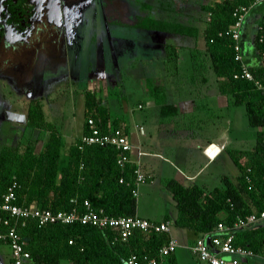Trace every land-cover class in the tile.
I'll return each mask as SVG.
<instances>
[{"label":"trees","instance_id":"obj_1","mask_svg":"<svg viewBox=\"0 0 264 264\" xmlns=\"http://www.w3.org/2000/svg\"><path fill=\"white\" fill-rule=\"evenodd\" d=\"M255 1L217 0L214 4L200 5L201 11L207 15L202 30L195 24L180 20L191 0H159L155 5L143 3L141 8L148 14L139 17L135 26L196 41L203 39V49L196 47L191 50L194 78L206 76L210 70L219 84L220 93L228 96L230 106L244 107L250 127L257 130L250 152L227 150L239 171L236 183L229 176H224L223 187L206 191L197 185L185 186L175 179L166 180L177 214L174 218L166 216L164 221L194 232L198 239L206 241L205 238L209 237L206 241L209 245L213 237L233 235L234 246L264 256V222L243 230L216 231L220 223L231 227L238 218L264 211V42H260L264 15L252 41L254 62L246 57L242 38L240 40L244 63L254 80L234 77L242 74L243 66L236 59L238 42L230 32L237 21L234 11ZM167 49L177 50L174 46ZM153 94L162 117L177 115V107L165 103L160 88L154 87ZM80 95L83 97L84 132L81 138L68 146L59 127L47 119L43 100L29 104L24 126L31 131L27 133L26 143L0 148V204L8 187L16 183L19 205L54 212L77 210L82 214L84 203L88 201L94 210H102L108 216H137L135 161L120 165V152L115 147L82 143L83 136L89 134L91 120L103 131L110 126L121 128L126 133L127 129L112 117L105 99L96 91L85 89ZM0 216L7 218L2 211ZM11 225L16 226V232L30 253L27 264H62L64 261L72 264H128L133 255L139 260L144 257L160 260V250L170 239L167 233L136 230L123 241L112 228L78 221L46 226L28 221L22 226L20 222L11 220ZM7 228L0 223V232ZM220 256L226 260L231 258L227 254ZM164 264H178L175 253L166 257ZM240 264H264V259L248 257Z\"/></svg>","mask_w":264,"mask_h":264},{"label":"crops","instance_id":"obj_2","mask_svg":"<svg viewBox=\"0 0 264 264\" xmlns=\"http://www.w3.org/2000/svg\"><path fill=\"white\" fill-rule=\"evenodd\" d=\"M263 15L264 4L257 6L246 16L242 28L243 44L254 40L257 26ZM136 22L137 20H117L113 22L111 25L113 29L110 30L112 33H110L111 39H107L109 45L106 47L111 52V55L119 59L122 58L121 56L126 50L125 57L130 56L127 61V73L122 72V70L113 69L109 80H107L102 70L103 66H101L99 69L96 67L89 69L90 73L94 75L91 79L85 71L86 77L84 78L81 76L84 63V61L81 62V53H76V58H73L71 54L68 55L67 72L73 74L72 79L76 80V82L80 78H83L84 81L90 80L94 85V88L90 90L96 91L98 96L101 95L103 99L107 100V105L110 103L109 99L111 95L110 93H105L104 86L106 83L107 85L110 83V87L115 84L118 88H122L125 92L124 97L126 100L121 105L122 113L120 115L124 113H132L134 115L135 107L143 111L142 125L139 127L140 138L135 134H132L135 137L129 134L130 130H128L124 120L120 121V125L122 128L127 129L130 139H136L134 141L131 140L134 147L132 159L138 160V152L143 153V156L140 157L141 168L148 176V180L139 186V188L141 187L140 193L142 191L143 193L153 192L154 185L161 183L160 186L164 190L161 192L163 199L160 202H167L171 205L169 208H160V213L158 214L160 220L158 221L150 220L149 215L144 214L138 208L137 216L151 222H160L166 216L174 218L177 214L172 193L166 188V180L175 179L185 186L197 185L206 191L223 187V177L229 176L228 173L225 171H213L209 168L224 153H228V111L230 102L228 96L220 93L219 84L210 70L209 73L212 76L206 75L194 78L192 67L193 51L191 50L197 47L196 40L178 36L174 40L169 41L168 37L164 36V34L168 33L140 29L135 26ZM93 37L95 35H91L89 39L92 38L95 44L99 43L96 37L95 40ZM158 38L161 40L166 39V46H163V44L159 45L157 43ZM191 39L195 42H191ZM183 41L186 42L182 44ZM89 42V44H94L92 41ZM100 44H103V42ZM74 45L76 47L79 46L76 42ZM168 46H174L177 50L174 52L169 51L167 49ZM123 47H125L124 50ZM165 48L167 50H164ZM246 49L247 45H245ZM78 51H80L79 48ZM245 55L247 58H250L251 63L255 61L253 50L247 49ZM73 63L78 66L81 65V67L77 66L73 69V67H70ZM72 83L74 84L75 82ZM154 87L161 89L166 104H172L177 107V115L170 117L161 116L160 105L155 102L153 94ZM79 98L82 100L81 120L79 121L75 116L73 117L74 120L76 119L75 122H72L70 119L72 123L70 128H72L73 133L76 131V135L68 136L61 129L64 138L69 139L70 143L68 145L73 143L77 138H81L84 132V119L82 117L83 97L80 96ZM47 107L48 103H44L46 116ZM112 112L113 109L111 111L112 116L120 120L116 116L119 114ZM21 113L25 114L24 111ZM13 128L14 130L11 129V131H19V129H16L17 127ZM12 133L10 132L9 135L12 136ZM185 138L191 139L189 147H184L180 141ZM213 146L217 148L215 156L209 153V150ZM251 150L242 149V151L247 152ZM232 163L234 164L233 161ZM236 172V175L233 177L229 176L234 183H236L239 174L238 169ZM156 178L159 182L155 184ZM184 230V237L190 239V244H186L184 247L191 251V246L198 239V236L192 231ZM171 237L174 238L172 232ZM205 239L208 241L209 237ZM175 240L177 241V239ZM9 256H11L10 253ZM195 259L197 264H202L197 257ZM230 259L228 258V261ZM8 260L10 264L11 257ZM6 262V257L0 249V264H6ZM66 263L72 264L69 261L62 262V264Z\"/></svg>","mask_w":264,"mask_h":264},{"label":"flooded vegetation","instance_id":"obj_3","mask_svg":"<svg viewBox=\"0 0 264 264\" xmlns=\"http://www.w3.org/2000/svg\"><path fill=\"white\" fill-rule=\"evenodd\" d=\"M114 2L115 0H0V128L3 122L8 121L7 112L23 114L20 110L12 109L10 101L19 102L22 93L30 92L35 86L47 87L51 78L46 80L44 76L53 70L58 73L59 67L67 69L69 54L76 58V53H81V62L87 61L90 65L95 63L93 68L103 66L102 70L109 80L114 66L109 64L111 58L108 60L107 48L112 23L120 18L129 21L143 16L141 14L133 19L130 13L127 16L131 19L125 18L127 16L122 11L124 8L126 13L127 10L130 11L127 5L131 7V3L126 5L122 2L120 13L118 11L117 15L114 14L117 16L116 20L103 18L102 22L95 23L88 15V11L94 10L98 16L99 8L101 11L106 9L108 16L113 15V11L117 10L112 6ZM82 27L85 28L82 30ZM91 35L97 36L98 42L102 40L100 43L105 41L107 47L100 51L92 46L87 51L86 42H89ZM75 42L78 47L74 45ZM125 52L126 50L124 54ZM20 87H26L27 91H21ZM5 89H9L8 94ZM13 96L16 100L9 99ZM32 100L30 98L28 101L25 116ZM4 256L6 264H9L11 256L8 253Z\"/></svg>","mask_w":264,"mask_h":264},{"label":"rangeland","instance_id":"obj_4","mask_svg":"<svg viewBox=\"0 0 264 264\" xmlns=\"http://www.w3.org/2000/svg\"><path fill=\"white\" fill-rule=\"evenodd\" d=\"M216 1L217 0H191V4L188 6H185L186 7L184 9L185 16L183 15L184 17L180 19L181 22H184L187 24L188 23L195 24L199 26L200 29L202 30L204 27V23L207 20V15L201 11L200 5L214 4ZM121 2L125 3L126 5L131 3V7L127 5L128 8H130L131 12L127 10L128 12L126 13V10L124 8L123 9L124 11H122V13L125 14L126 16L131 13V17L134 19L135 17L137 18V16H141V14L142 15L148 14L147 10H143L141 8V5L143 3L146 2V4L155 5V4H158L159 0H118V2L115 0L112 6L116 7L117 10L113 11V15L108 16L105 13L106 9L101 11L100 8L98 9V16H97V13L94 12V10L88 11V15L91 16V18L93 19V21H95V23L102 22L103 20H107V19L116 20L115 17L117 16L115 15L118 14V11L120 13L119 9L121 8L120 6ZM125 18H129V17L127 16ZM84 28L82 27V30ZM100 29H96V30H100ZM164 36L166 38L168 37L169 41L174 40L176 37H178L177 35H168V34H164ZM93 38L95 40V37ZM96 40H97V36H96ZM89 41H92V43H94L92 38L89 39ZM100 41L99 43H96V44L95 43L89 44L90 42L87 43L85 41L87 44L86 45L87 51H90L92 46H93V49H96V50H98V48L100 51L101 49H104L106 46L105 41L103 44H100ZM157 41L159 45L163 44V46L164 45L166 46V39L161 40L158 38ZM186 41H183L182 44L185 43ZM190 41L193 43L195 42L192 39ZM196 43L199 49L204 48L203 39L201 38L198 39ZM245 45H247V49H249L250 51L253 49L252 41H248L244 43L243 50L244 52L245 51L247 52V49L245 50ZM164 50H167V49L165 48ZM108 56H109L108 60L109 58H111V61H109V64L110 65L114 64V66H112L114 70L116 69L122 70V72L127 73L126 72L127 61L130 56L125 57V55H123L122 58L117 59L114 55H111V52H109ZM106 64H108V61ZM92 65H95V63ZM92 65H90L89 62L84 61L82 74H81L82 77L84 78L86 77L85 71L87 72V76L90 77V79L92 78V76H94L93 74L90 73V70H89V69H93ZM77 66L78 65H75L73 63L72 66L70 67H73V69H75V67ZM78 67H81V65ZM58 70H59L58 73L56 70H53L51 72H48L44 76L46 80L51 78L48 81L47 87L40 88L39 86H35L33 87L31 91L29 90L30 92L25 90L26 87H20L19 89H21V91H27L26 94L22 93V95L20 96L21 99L19 102L10 101L9 105L12 109L14 110L17 109L23 112L25 111V108L27 107V104H28V101H30V98L33 99L32 101H34V99L35 100L41 99L43 100V103H48V107L46 108L47 119L50 120L52 123L56 124L59 127L60 131L63 130L65 134H68V136H74L76 135L75 134L76 131H74V133L72 132L73 130L72 128H70V125H72V123L70 122V119L72 122L73 121L75 122L76 119L74 120L73 118L75 116V118L79 119V121L81 120L82 100L79 98L81 96L80 93L86 88L93 89L94 85L90 80L84 81L83 78H80V80L76 82V80L72 79L73 74H69V72H67V69L63 70L62 68L59 67ZM92 71L94 72V70ZM208 76L210 77L212 76V74L210 75V73L208 72ZM72 82H75V83L73 84ZM35 88H38L37 91L35 90ZM104 88H105V93H108V94L110 93L111 95L109 99L110 103L108 104L110 111H112L113 109L112 113L119 114L116 116L120 118L119 121L124 120L125 124L127 125L128 130H130L129 134L131 136L132 134H135L140 138L141 135L139 133V129H140L139 127H141L142 125L143 111L135 107L134 115L132 113H124L120 115L122 113L121 105L126 100L124 97L125 92L123 91L122 88L120 87L118 88L117 86H115V84L114 86L110 87V83L108 85L106 83ZM4 91L6 94L9 93V89H5ZM14 98L15 96L10 97L9 99L14 100ZM105 101L107 103V100ZM228 120H229L228 122L229 149L242 150L245 148L246 150H251L253 148V145L256 139L257 130L253 127H250L247 116H246L245 108L229 106ZM13 127H17L16 129L17 130L19 129V131L18 132L11 131V129L14 130ZM29 131L31 130L29 128H26L24 124H19V123L10 122V121L3 122L0 128V148H2L3 146L11 147V146H17L19 143H23V144L26 143L27 141L26 138L28 136L27 133ZM10 132L11 133L13 132L12 136L9 135ZM8 136L10 137L8 138ZM132 137H135V136H132ZM65 140H66V146H67L70 142L68 138H66ZM131 140L134 141L136 139L133 138ZM180 141L182 142V145L184 147H189L191 145V139L189 138L181 139ZM228 162H230L229 165H227ZM209 169L213 171H225L228 173L230 177H233L237 173L236 172L237 168L232 163L230 155L227 152L224 153L216 161V163H214ZM158 182L159 180L156 178L155 184ZM160 184L161 183L154 185L155 186L154 191L150 193H143V191L140 193L141 187L139 188V191H138L137 208L138 210L142 211L144 214H148L150 220L152 221L160 220L159 218L160 216H158V214L160 213L161 207H167V208L171 207V205L168 204L167 202H163V201L160 202V200L163 199V195L161 194V192L164 190L163 188H161ZM144 217H147V216H144ZM171 229H172L171 231H172L173 237L177 239L179 243V248L177 249V252H176L178 264H197V261L195 259L196 257L192 254V252L188 248L184 247V245L190 244V239L188 237H184L183 232L185 230L175 225H172ZM0 249L3 251L4 254L10 253L11 255V251L8 245L0 243Z\"/></svg>","mask_w":264,"mask_h":264},{"label":"built area","instance_id":"obj_5","mask_svg":"<svg viewBox=\"0 0 264 264\" xmlns=\"http://www.w3.org/2000/svg\"><path fill=\"white\" fill-rule=\"evenodd\" d=\"M263 2L264 0H256L250 6L237 8L233 13V16L237 19V21L231 27L230 32L233 35V38L238 42L236 45V51L238 52L236 59L241 61L243 66L242 74H236L234 76L236 79L246 78L248 80H254L252 73L248 70V67L244 63L240 40L242 38V28L246 16ZM260 31V42H264V27H261ZM257 85L260 86L259 83ZM82 143L85 145L115 147L120 152L118 158V163L120 165H124L125 163L133 160V144L128 134L121 128H113L110 126L108 130L103 131L97 128L91 120L89 121V134L83 136ZM138 156V160H134L136 164L135 196L138 195L139 186L146 183L148 180V176L141 168L140 157L143 156V153L138 152ZM16 188V183L10 185L7 192L3 196L2 203L0 204V211L7 214V218L0 216V223L8 227L4 232H0V243L9 246L12 264H27L31 256L25 249L22 237L16 232V226L11 225V220H15L16 223L20 222L22 226H25L28 221H35L39 226H46L48 224L55 223L72 224L78 221L82 224L112 228L118 232L119 238L123 241H126L136 230L145 232L152 230L156 233H167L170 235L169 241L160 250V260L155 258L149 259L148 257H144L143 260H139L137 256L133 255L128 261V264H164L166 257L174 254L179 248L177 241L171 237V221L163 220L156 223L138 216L129 218L122 216H108L104 214L102 210L99 212L94 210L88 201H85L84 203L85 211L82 214L78 213L77 210L70 212H54L52 210L41 209L39 207L19 205L17 203ZM262 222H264V211L253 213L247 218H238L231 225V227L226 226L224 223H220L216 227V231L224 233L228 230H243ZM233 241V235L213 237L210 245L207 244L204 239H198L196 244L191 247V251L198 257L202 264H240L241 261L254 256L264 259V256L257 255L250 249L234 246ZM225 254L231 256L229 261L220 256Z\"/></svg>","mask_w":264,"mask_h":264},{"label":"water","instance_id":"obj_6","mask_svg":"<svg viewBox=\"0 0 264 264\" xmlns=\"http://www.w3.org/2000/svg\"><path fill=\"white\" fill-rule=\"evenodd\" d=\"M7 119L10 122H15V123H19V124H25L26 123V116L24 114L7 112Z\"/></svg>","mask_w":264,"mask_h":264},{"label":"bare ground","instance_id":"obj_7","mask_svg":"<svg viewBox=\"0 0 264 264\" xmlns=\"http://www.w3.org/2000/svg\"><path fill=\"white\" fill-rule=\"evenodd\" d=\"M217 152V148L215 146H213L210 150H209V153L212 155V156H215V153Z\"/></svg>","mask_w":264,"mask_h":264}]
</instances>
